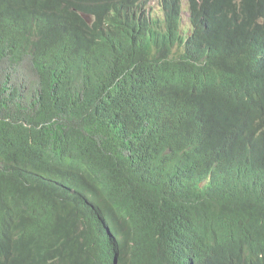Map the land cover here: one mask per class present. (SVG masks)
Masks as SVG:
<instances>
[{
	"label": "trees",
	"instance_id": "obj_1",
	"mask_svg": "<svg viewBox=\"0 0 264 264\" xmlns=\"http://www.w3.org/2000/svg\"><path fill=\"white\" fill-rule=\"evenodd\" d=\"M0 264H264V0H0Z\"/></svg>",
	"mask_w": 264,
	"mask_h": 264
},
{
	"label": "rangeland",
	"instance_id": "obj_2",
	"mask_svg": "<svg viewBox=\"0 0 264 264\" xmlns=\"http://www.w3.org/2000/svg\"><path fill=\"white\" fill-rule=\"evenodd\" d=\"M152 4L156 5L155 2L152 3ZM184 8H185V10H184V14H183V24H184L185 27H183V28H184V30H186L190 26L189 25V17H190V15H189V12L187 11V3H186V1H184ZM76 121H77V119H76ZM77 124H80V122H78Z\"/></svg>",
	"mask_w": 264,
	"mask_h": 264
},
{
	"label": "bare ground",
	"instance_id": "obj_3",
	"mask_svg": "<svg viewBox=\"0 0 264 264\" xmlns=\"http://www.w3.org/2000/svg\"><path fill=\"white\" fill-rule=\"evenodd\" d=\"M184 10H185V8H184ZM187 11H188V8H187ZM184 14V13H183ZM189 15H190V13H189ZM190 18V17H189ZM156 29V28H155ZM250 56L252 57V54H251V52H250ZM233 254V253H232ZM247 262V261H246Z\"/></svg>",
	"mask_w": 264,
	"mask_h": 264
}]
</instances>
